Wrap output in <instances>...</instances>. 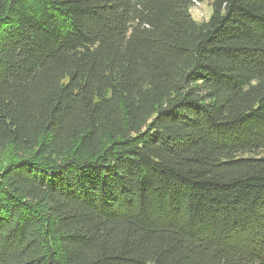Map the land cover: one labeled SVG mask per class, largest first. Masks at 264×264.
<instances>
[{"label": "trees", "instance_id": "trees-1", "mask_svg": "<svg viewBox=\"0 0 264 264\" xmlns=\"http://www.w3.org/2000/svg\"><path fill=\"white\" fill-rule=\"evenodd\" d=\"M0 264H264V0H0Z\"/></svg>", "mask_w": 264, "mask_h": 264}, {"label": "rangeland", "instance_id": "rangeland-1", "mask_svg": "<svg viewBox=\"0 0 264 264\" xmlns=\"http://www.w3.org/2000/svg\"><path fill=\"white\" fill-rule=\"evenodd\" d=\"M192 16L198 22L207 21L210 18L212 9L208 4H196L191 10Z\"/></svg>", "mask_w": 264, "mask_h": 264}]
</instances>
